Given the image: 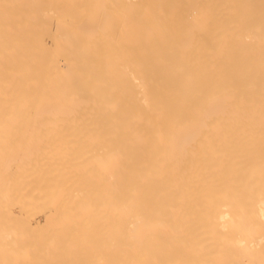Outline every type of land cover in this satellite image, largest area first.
I'll return each mask as SVG.
<instances>
[{"label":"bare ground","instance_id":"bare-ground-1","mask_svg":"<svg viewBox=\"0 0 264 264\" xmlns=\"http://www.w3.org/2000/svg\"><path fill=\"white\" fill-rule=\"evenodd\" d=\"M0 264H264V0H0Z\"/></svg>","mask_w":264,"mask_h":264}]
</instances>
